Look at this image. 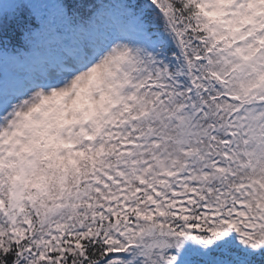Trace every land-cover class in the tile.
Segmentation results:
<instances>
[{"label":"snow or ice","instance_id":"6c2138e0","mask_svg":"<svg viewBox=\"0 0 264 264\" xmlns=\"http://www.w3.org/2000/svg\"><path fill=\"white\" fill-rule=\"evenodd\" d=\"M0 264H264V0H0Z\"/></svg>","mask_w":264,"mask_h":264}]
</instances>
